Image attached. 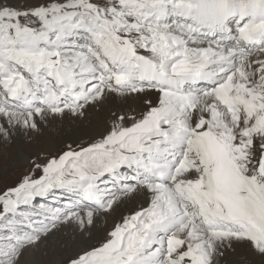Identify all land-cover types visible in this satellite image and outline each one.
Masks as SVG:
<instances>
[{"label": "snow or ice", "instance_id": "1", "mask_svg": "<svg viewBox=\"0 0 264 264\" xmlns=\"http://www.w3.org/2000/svg\"><path fill=\"white\" fill-rule=\"evenodd\" d=\"M0 161V264H264V0H0Z\"/></svg>", "mask_w": 264, "mask_h": 264}, {"label": "bare ground", "instance_id": "2", "mask_svg": "<svg viewBox=\"0 0 264 264\" xmlns=\"http://www.w3.org/2000/svg\"><path fill=\"white\" fill-rule=\"evenodd\" d=\"M96 119L93 116H89L88 119L82 121V122H72V121H64L62 123H55L51 126H49L48 128H46L43 131V140H41V143H38V138H36L34 141L37 143L32 144L33 146H31L30 144L24 143L23 145V153L24 155H28V150L29 153L31 150L37 152V147H45V149H43L44 151H47V149L49 148H53L57 142L61 143L62 141H65V136L63 134H65V132H63L64 128L67 127V129L69 128V126L73 127V130H71L72 134L71 136L69 135V138L66 139L67 141L70 139L72 140H82V139H86L88 136H90L94 131H95V127H96ZM62 128V129H61ZM84 128V130H86L85 133L89 132V134H86V136L81 135V129ZM61 129L60 134L57 136V138H54L53 136V131L54 130H58ZM65 131V130H64ZM67 133V132H66ZM70 133V132H69ZM68 133V134H69ZM74 137V138H72ZM66 143V142H65ZM16 156L15 151L11 148V146L9 147V153H8V157H10V159H14ZM7 157V159H9ZM65 242L67 241V237L64 238ZM59 244V242H57ZM60 245V244H59ZM61 247H55L56 251H59ZM49 259V257L45 256L44 257V262H46Z\"/></svg>", "mask_w": 264, "mask_h": 264}, {"label": "rangeland", "instance_id": "3", "mask_svg": "<svg viewBox=\"0 0 264 264\" xmlns=\"http://www.w3.org/2000/svg\"><path fill=\"white\" fill-rule=\"evenodd\" d=\"M62 129V128H61ZM61 129H58L57 131L56 130H54L53 131V136H54V138H57V136L60 134V132H61ZM65 130V131H64ZM64 130H63V132H65V134H63L64 136H65V141H62L61 143H59V142H57L56 143V145L51 149V148H49V149H47V151H58L59 149H61V148H63L64 147V145L65 144H69V143H79L81 140H66V139H68L69 138V135L71 136V134H72V132H71V130H73V127L71 126H69V128L67 129V127L66 128H64ZM67 132V133H66ZM70 132V133H69ZM86 132V130H84V128H82L81 129V135H82V137L83 136H86V134H89V132H87V133H85ZM69 133V134H68ZM73 135V134H72ZM39 137V138H38ZM37 138H38V143H41V140H43V132L41 133V134H39V136H38ZM72 138H74V137H72ZM66 142V143H65ZM34 143H37V142H35V141H33L32 143H30V145L31 146H33L32 144H34ZM27 144H29V143H27ZM43 149H45V147H37V152H42V151H44ZM30 150V149H29ZM29 150H28V155L31 153V152H33V150H31L30 151V153H29ZM27 155V154H26ZM9 158V160H11L10 159V157H8ZM3 163H4V161H0V178H5V177H13V169H11V168H9L8 170H7V172H5L4 170H3V168H2V165H3ZM22 170V169H21ZM59 244H60V242H59ZM58 243H56V245H55V247H61V244L59 245ZM240 250H238V252H239ZM45 264H47V261L45 262ZM233 264H243V260H242V257L241 256H238V255H236V254H233Z\"/></svg>", "mask_w": 264, "mask_h": 264}]
</instances>
